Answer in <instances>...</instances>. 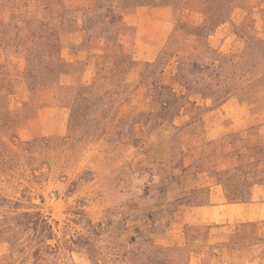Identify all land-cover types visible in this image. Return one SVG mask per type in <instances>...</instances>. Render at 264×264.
<instances>
[{"label":"rangeland","instance_id":"rangeland-1","mask_svg":"<svg viewBox=\"0 0 264 264\" xmlns=\"http://www.w3.org/2000/svg\"><path fill=\"white\" fill-rule=\"evenodd\" d=\"M241 111L264 0H0V264H264V220L195 212L264 181Z\"/></svg>","mask_w":264,"mask_h":264},{"label":"crops","instance_id":"crops-1","mask_svg":"<svg viewBox=\"0 0 264 264\" xmlns=\"http://www.w3.org/2000/svg\"><path fill=\"white\" fill-rule=\"evenodd\" d=\"M238 119L244 125H235L234 127L233 125L228 127L223 125L222 129L224 134L229 133L231 130L254 131L257 132L258 138L264 139V111L256 114L241 111ZM244 134L247 135V132H244ZM245 144L239 153L228 156L223 161H227L229 164H233V166L242 164L249 165L252 163L253 158L251 157V152L255 146L249 145L246 142ZM247 197L248 199L242 202L224 201L213 206L195 208L196 218L202 224H216L219 229L228 231H232L233 226L236 225L264 220V181H255L252 183L248 188Z\"/></svg>","mask_w":264,"mask_h":264}]
</instances>
